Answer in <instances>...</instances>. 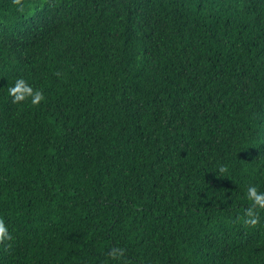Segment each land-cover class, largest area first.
I'll list each match as a JSON object with an SVG mask.
<instances>
[{
	"label": "trees",
	"instance_id": "16d2710c",
	"mask_svg": "<svg viewBox=\"0 0 264 264\" xmlns=\"http://www.w3.org/2000/svg\"><path fill=\"white\" fill-rule=\"evenodd\" d=\"M250 184L264 0H0V264H264Z\"/></svg>",
	"mask_w": 264,
	"mask_h": 264
},
{
	"label": "clouds",
	"instance_id": "9594fccd",
	"mask_svg": "<svg viewBox=\"0 0 264 264\" xmlns=\"http://www.w3.org/2000/svg\"><path fill=\"white\" fill-rule=\"evenodd\" d=\"M15 2L19 4L20 0H15ZM8 96L11 97L14 104L22 103L31 98V104L36 105L44 99L42 92L34 90L23 79H17L14 85L8 88ZM220 171L223 172L224 169L221 168ZM246 199L250 203L244 209L242 222L248 227H255L260 223V213L264 211V191L260 190L258 185L250 184L247 186ZM11 240H13V236L3 220H0V242ZM124 252L123 248H112L108 252V256L111 261L120 264L124 259Z\"/></svg>",
	"mask_w": 264,
	"mask_h": 264
}]
</instances>
